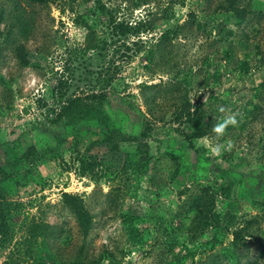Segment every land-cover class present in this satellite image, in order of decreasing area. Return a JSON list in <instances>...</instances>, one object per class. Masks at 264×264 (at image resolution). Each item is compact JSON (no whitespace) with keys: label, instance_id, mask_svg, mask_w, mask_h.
I'll return each mask as SVG.
<instances>
[{"label":"rangeland","instance_id":"1","mask_svg":"<svg viewBox=\"0 0 264 264\" xmlns=\"http://www.w3.org/2000/svg\"><path fill=\"white\" fill-rule=\"evenodd\" d=\"M184 98L212 119L193 142ZM177 262L264 264V0H0V264Z\"/></svg>","mask_w":264,"mask_h":264},{"label":"trees","instance_id":"2","mask_svg":"<svg viewBox=\"0 0 264 264\" xmlns=\"http://www.w3.org/2000/svg\"><path fill=\"white\" fill-rule=\"evenodd\" d=\"M225 10L227 13H230L234 17L236 24L243 23L246 12L242 7H237L233 4L232 1H229L227 2ZM77 14L78 17H86L90 15L89 3H82ZM116 27L117 29H119V31H121L120 33H125L127 30V28L121 26V24H116ZM12 52L19 67L28 66L29 58L22 44L12 45ZM109 78L110 77L99 78V85L100 87H102V89L108 83ZM98 97H100L101 99L103 98L101 93ZM77 101L78 98H73L71 96V98L67 100L66 104L61 108L59 115L61 116L64 113H70L72 111L71 109H75L74 106L76 105ZM171 118L173 123L177 125L179 136L186 142H193L205 136L212 125V119L205 113L203 105L190 104L189 100L186 98L179 101ZM63 199L65 204L69 206L81 235L83 237H86L91 225L89 215L85 212L76 198L65 195ZM197 203L198 201L196 202V204ZM126 226L131 233L134 232V229L132 228L129 220H127ZM232 235L233 238L236 239L238 237V232L234 231ZM177 264H180V262H177Z\"/></svg>","mask_w":264,"mask_h":264},{"label":"clouds","instance_id":"3","mask_svg":"<svg viewBox=\"0 0 264 264\" xmlns=\"http://www.w3.org/2000/svg\"><path fill=\"white\" fill-rule=\"evenodd\" d=\"M219 112L225 114L222 120L218 122L212 129L217 138L223 137L226 134L228 127H235L238 124V113H232L229 109L221 106ZM204 143L210 148L213 155H220L222 151H231L233 148V142L231 140L226 141L224 144H213L208 138H205Z\"/></svg>","mask_w":264,"mask_h":264}]
</instances>
